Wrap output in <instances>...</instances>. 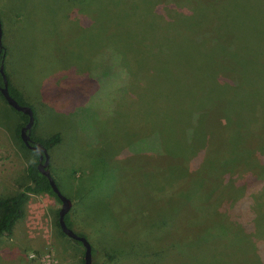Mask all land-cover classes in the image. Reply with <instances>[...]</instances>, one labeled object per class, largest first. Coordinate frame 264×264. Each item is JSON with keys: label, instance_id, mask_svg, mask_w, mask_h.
Here are the masks:
<instances>
[{"label": "rangeland", "instance_id": "rangeland-1", "mask_svg": "<svg viewBox=\"0 0 264 264\" xmlns=\"http://www.w3.org/2000/svg\"><path fill=\"white\" fill-rule=\"evenodd\" d=\"M142 1L0 0L5 76L36 113L34 136L60 135L48 151L49 171L72 200L68 220L90 243L93 264L137 263V244L148 241L172 245L177 263L185 264L190 253L184 252L205 240L201 231L221 220L224 200L240 183L222 171L216 153L243 146L245 120L240 112H222L259 114L250 107L259 95L240 86L229 91L230 80L256 85L264 94V0H147L146 8ZM204 5L215 12L200 38L193 34L195 41L212 42L227 22L243 26L238 35L243 51H232L227 61L221 59L224 50L214 52L209 43L199 47L187 39L190 33L169 24L193 19L195 6ZM128 35L147 37L133 44H144L138 52L144 51L137 54L139 62L117 67ZM19 123L18 113L0 98V198L29 183L27 167L34 157L17 137ZM260 125L261 119L247 131ZM261 145L243 147V159L253 164L248 150ZM200 150L208 153L194 159ZM60 207L51 195L30 193L12 236L0 240V264H83L82 245L56 226ZM234 220L225 218L228 229ZM259 221L257 216L249 223L254 235L244 229L219 243L212 235V244L204 247L211 251L201 259L264 264V217Z\"/></svg>", "mask_w": 264, "mask_h": 264}, {"label": "trees", "instance_id": "trees-1", "mask_svg": "<svg viewBox=\"0 0 264 264\" xmlns=\"http://www.w3.org/2000/svg\"><path fill=\"white\" fill-rule=\"evenodd\" d=\"M142 1V0H141ZM216 2V1H214ZM211 2L212 4H218L219 2ZM211 3H209V5H211ZM140 4V3H139ZM142 5L144 8L147 7L148 5V1L147 0H143L142 3L140 4ZM211 7V6H209ZM245 9V8H244ZM252 10L247 11L248 13L252 14L253 11H255L254 7H251ZM194 11V10H193ZM215 11H213V13L210 10H206L205 9V5L202 7L199 6H195V14L196 16H194L193 19H187V21H183V23H179L180 19L178 20L177 23L172 24V22H169V24H171V26L173 27L174 31H179V30H183V32L189 34V37L187 39L194 40V35L195 33H197L198 36H195L200 38V35L203 33V28L206 26V22H207V18L208 17H212V14H214ZM237 12V10H236ZM238 12L241 14H244V12L241 9H238ZM150 14L153 16V14L150 12ZM211 15V16H209ZM204 20H201V19ZM237 23V22H235ZM231 24V23H224L221 30L220 28L218 29V31L220 30V32L217 34V38H211L212 42L209 43V39H207L206 37L199 39L200 41H193L194 44H197L199 47H206L208 45V43L212 46V51L214 52H218L224 50V53L222 54L223 56H221V59H225L226 61L229 58H232L230 55L232 51H243L242 49L240 50L239 48V32H242L243 26L241 25H236V24ZM121 25H124L123 23H119ZM180 24V25H178ZM197 24V25H195ZM243 24V23H242ZM177 25V26H176ZM197 29V30H196ZM249 32V30H248ZM139 34L138 32L135 34L137 35ZM132 35H128L126 38V45L123 46L122 48H125L123 51H120L121 49H119V53H117V57H118V62H117V67H129L132 66V63H136L139 62L138 60V56L137 54H141L144 50L138 52L139 50H141L142 48L145 47L144 44H137L136 46H133L134 43H137L136 41H139V39L141 41H144L147 37H145L144 39L142 38H131ZM123 38H120L119 41L121 43ZM146 42H148V40H146ZM145 42V44H146ZM151 44V41H149V45ZM143 45V46H142ZM147 45V44H146ZM152 47V46H151ZM149 48V46H148ZM116 51V50H115ZM2 54H4V57L6 55V51L4 49V47H2L1 50V59L3 60L4 57L2 56ZM140 57V55H139ZM221 59H217V61H220ZM134 61V62H133ZM236 61V60H235ZM237 64H241L244 66V64H242L239 61H236ZM139 63H137L138 65ZM127 65V66H126ZM140 66V65H139ZM132 68V67H131ZM241 78V77H240ZM8 81V80H7ZM232 85L229 86V91H233L236 92L237 90H239L238 86L244 88L246 87L247 89H250V91L253 94H257L259 95L258 98H254L256 100L254 101H258V102H252L250 106L252 109H254L255 111H257L259 114L257 116H253V117H249L247 116V114L241 112V111H234V112H230L229 110L225 109L222 114H226L227 116L230 114H236L237 112H240V115L244 118L245 120V128H242V132H245V135L242 134L240 136L239 139H241L240 143H242V147L238 148L236 151L228 153V152H219L216 153L218 154V156L220 158H222V160H220V162H218L217 164L219 165V167L221 169H223L222 171H226V174L229 175L231 174V176L235 175L236 177L239 178V182L238 185L235 187L237 188L234 192L232 197H230L229 200H224V205L223 207H221V214L219 215V217L221 218V220L218 219H214L211 222H209L208 225H210L207 229H204L203 231H201V234L199 235V237H206L205 240L201 241L199 243L198 246H196L193 250H191V252H184V253H190L189 258L187 259L186 256V263H190L191 259L195 261L196 264H208L210 263L207 262L208 260L205 259H201V256L205 253V252H209L210 253V248H204L207 246H210V244H212V240L214 237H217V243H219V238L221 237H227L231 232H234L235 234L237 233V231H244V229H246L245 231H249V233H251V235L255 234V229L249 228V223L252 222V220L254 221L255 217H259L260 221H263V217H264V126L262 127V125H260L258 127V130L252 131L253 133H249L247 130L250 129V125H252V123H255L257 121H259L260 119L264 122V94L263 96H261V93L259 92V89L257 88L256 85H252L251 83H245V85H237V83H233L232 80H230ZM3 83V79L0 73V85H2ZM250 85V86H248ZM253 86V87H252ZM8 89H9V93L10 95L17 100L19 103L21 104H25V102L23 101V96L22 93L16 88L12 87L9 82H8ZM245 91V90H244ZM242 93V92H241ZM248 93V92H246ZM249 94V93H248ZM0 98L5 102V100L3 99V97L0 94ZM231 102V101H230ZM6 103V102H5ZM254 105H257V107H255ZM11 108V107H10ZM12 109V108H11ZM13 110V109H12ZM227 110V111H226ZM17 112L20 118V123L17 125L16 127V134L17 137L19 138V141L21 143V145L29 150V152L32 154V156L34 157V161L31 162L28 167H27V176L29 179V183L24 185L22 187V189H20L17 193H15L12 196H8V197H2L0 198V240L2 237H10L12 236L14 227L17 223V221L24 215V205L26 203V201L28 200V196L30 193H34V194H48L53 196L56 200H58V202L60 203V200L57 198V196L55 195V193L52 191L50 185H49V181L48 179L42 175L37 167L38 164V153L29 149L21 140L20 138V127L25 124L28 120V115L24 114L20 111H15ZM237 113V114H238ZM36 114V113H35ZM34 114V124L31 128V138L35 141H40L41 144L47 148V150L49 151L51 148H53L55 145H57L60 142V135L56 134L53 135L52 137L45 139V140H41V138L34 136L33 134V130L36 126V116ZM232 116V115H231ZM254 120H252V119ZM257 119V121H256ZM258 133V134H257ZM236 134H238V131L236 132ZM256 135V136H255ZM255 137L257 139H255ZM253 141V142H252ZM248 142V144H247ZM252 142V143H250ZM246 143L247 145L249 144H256L258 146V143L261 145V147H258V150H255L254 153H251L248 149L251 150V148H247L248 153L246 155V157L249 156V154H251L253 157H255L256 159L254 160V163L252 164L253 160H251L250 162L247 161L246 159H243L244 154L242 155V150L243 147L246 148ZM200 155H198L196 158H202L203 156H205L208 152H206V150H200L199 151ZM257 154V157L255 156ZM236 157H241V159L243 160V162H235L234 159H236ZM254 159V158H252ZM246 160V163H244V161ZM245 165H247V167H244ZM234 168V169H233ZM233 174V175H232ZM58 186V184H57ZM263 189L260 192L255 193L256 191H259V189ZM255 191V192H254ZM253 192L255 194H253ZM241 203L242 207L238 208V204ZM244 206V207H243ZM258 206V207H257ZM227 216H232L235 218L233 222V224H231L232 226H230V228L228 229L226 226V223H224V220ZM65 221L66 224L69 228L72 229L71 223L68 220V214L65 216ZM224 224L225 227L220 225ZM262 223V222H261ZM56 226L58 227L59 231L61 232L59 225H58V220L56 221ZM160 224H164V222H161ZM162 225H160L159 228H161ZM213 229H215V232H213ZM62 235H64L61 232ZM239 234V233H238ZM80 236H82L81 234H78ZM214 237H213V236ZM240 238V237H239ZM238 238V239H239ZM251 241V239H247V242L249 243ZM75 243L81 245L80 242H76ZM139 246V248L137 250H139L141 252L140 258H138L137 263L134 264H178L177 263V255L179 256V254H177L178 252L175 250V248L170 245V246H164L163 242L159 241L157 242V244L152 243L150 241H148V243H146V246H143V244H137ZM155 247V248H154ZM212 250H214L213 248H211ZM93 252V249H92ZM177 252V253H176ZM208 253V255H209ZM183 253H181L180 255L182 256ZM102 256H106L107 257V261H110L114 259V256H111L109 253H104V251L102 250L101 252ZM169 257L172 258V262H169ZM197 258V259H196ZM215 260H213L214 262ZM84 261L82 260V263ZM264 262V260H263ZM133 264V263H132Z\"/></svg>", "mask_w": 264, "mask_h": 264}, {"label": "water", "instance_id": "water-1", "mask_svg": "<svg viewBox=\"0 0 264 264\" xmlns=\"http://www.w3.org/2000/svg\"><path fill=\"white\" fill-rule=\"evenodd\" d=\"M1 25V22H0ZM1 39H2V27L0 26V73L3 79L2 85H0V94L7 103L9 107H11L13 110L20 111L24 114L28 115V120L25 124H23L20 127V138L23 141V143L31 150L38 153V164L37 167L42 175H44L48 181L49 185L52 189V191L55 193L57 198L60 200L61 207L58 211V225L61 230V232L68 237L69 239L80 242L83 249V264H93L92 259V247L88 240L75 233L71 228H69L65 221V216L69 213L72 207V200L67 198L65 195L62 194L59 187L57 186V183L53 179V177L50 174L49 171V154L47 148H45L40 141H33L31 138V128L34 124V113L33 109L26 104H21L17 100H15L9 93L8 89V81L5 76L4 70H3V62L1 61Z\"/></svg>", "mask_w": 264, "mask_h": 264}, {"label": "flooded vegetation", "instance_id": "flooded-vegetation-1", "mask_svg": "<svg viewBox=\"0 0 264 264\" xmlns=\"http://www.w3.org/2000/svg\"><path fill=\"white\" fill-rule=\"evenodd\" d=\"M2 56L4 57V54H2ZM1 61H2V59H1ZM33 141H35V140H33Z\"/></svg>", "mask_w": 264, "mask_h": 264}, {"label": "built area", "instance_id": "built-area-1", "mask_svg": "<svg viewBox=\"0 0 264 264\" xmlns=\"http://www.w3.org/2000/svg\"><path fill=\"white\" fill-rule=\"evenodd\" d=\"M33 256V255H32Z\"/></svg>", "mask_w": 264, "mask_h": 264}]
</instances>
